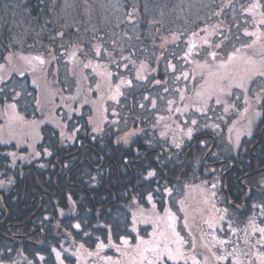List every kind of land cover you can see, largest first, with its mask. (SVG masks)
<instances>
[{
	"label": "trees",
	"instance_id": "obj_1",
	"mask_svg": "<svg viewBox=\"0 0 264 264\" xmlns=\"http://www.w3.org/2000/svg\"><path fill=\"white\" fill-rule=\"evenodd\" d=\"M257 44L264 0H0V65L51 57L59 94L44 102L34 90L26 107L17 99L27 124L0 138V264H74L79 252L97 263L117 257L124 239L136 240L134 219L152 200L162 208L200 181L216 193L206 212L183 209L194 231L210 234L204 215L223 213L232 224L225 228L242 232V252L252 241L264 250V63L249 74L246 100L193 94L204 88L200 65L217 59L207 70L221 79L229 53L250 55ZM71 48L81 50L82 79L71 74ZM139 63L158 66L153 78L171 83L169 94L149 85L100 94L103 76L135 86ZM14 97L0 94V105ZM250 218L261 225L255 235ZM236 247L232 240L230 252Z\"/></svg>",
	"mask_w": 264,
	"mask_h": 264
},
{
	"label": "rangeland",
	"instance_id": "obj_2",
	"mask_svg": "<svg viewBox=\"0 0 264 264\" xmlns=\"http://www.w3.org/2000/svg\"><path fill=\"white\" fill-rule=\"evenodd\" d=\"M104 6L106 9L105 4ZM198 41L203 42L204 40L198 39ZM193 43L195 44L196 41L194 40ZM71 50L72 51L69 52L72 63L70 67L71 74L75 79H82V64L78 62L80 49L71 48ZM194 52V49H192L189 51V54H193ZM255 54H264V44L255 45V49L252 50L250 55L247 52L237 56L229 53L224 62V67L221 68V79L209 75V71L207 70L208 68L211 70L212 64L215 65V68L219 67V64L216 63L217 59H211L210 66L200 65L198 69L200 70L201 78H203L201 81L204 82V88L203 92L195 90L193 94L212 96L229 95L230 98L231 94H241L239 96H243L244 100L248 99L246 96H249L250 93L248 92V86H246V84L249 82V74L253 67L260 69V66L263 67L264 63V56L256 57L258 59L257 61L251 59V56ZM30 57L31 55L27 57L19 55L18 58L9 57V59H7L9 61L0 65V94H14L15 96L12 101H6L3 105H0V138L2 139H6L8 134L11 133V131L13 132L14 128H23L24 125L27 124L24 113L21 112L18 107L19 105H17V99H20L19 102L22 103L23 107H26L28 101L25 99V95L35 94L34 90L37 91V94H40L44 102L54 103L55 96L59 95L54 94L55 90H58V85L53 77L56 75L54 74L51 76L53 63L56 64L55 61L51 57H41L37 59H32ZM140 64L141 63L136 65ZM89 67L91 70H95L94 66ZM158 69V66L152 69L145 65L138 66L136 69L138 71V76L136 77L137 83L135 86L133 81L128 78H122L120 82H117L118 85H115L103 76L101 85L99 86V89L102 90L100 94H104L103 91L107 90L109 94L106 95L109 97H117L120 94H124L125 90L128 88L134 89L142 86L144 87L145 85H149L150 87L156 86L159 88L158 91L167 92V94H169L171 83L165 80L163 81L164 83L161 84L159 80L153 78V72ZM173 70L177 71L175 68H173ZM180 71L185 78L191 76L187 67ZM22 75L24 77L27 75L31 78L29 82L24 83L25 85H22V83L26 81L24 77L18 78V76ZM23 79L25 81H23ZM206 79L207 81H205ZM168 84L169 89H167ZM81 86L82 83H79L77 86V89L80 88L78 92L82 91ZM232 88L236 91H231ZM263 92L264 90L257 95L259 102L264 96ZM37 98L38 97H36V103L38 104ZM229 100L232 101L231 99L227 101ZM239 106L237 102L234 108L232 104L229 107L227 106V108L232 111L235 108L238 109ZM259 106L253 109L257 110ZM248 108H251V105H248L245 110ZM243 121L244 119L241 123ZM181 129L185 132L186 137H191L193 135V130H184L183 127H181ZM189 133H191V135H189ZM209 187L207 181H200L196 187L187 188L182 198L177 197L171 202L163 204L162 208H160L159 203L151 199V209L147 212H139L134 219L132 234H135L136 240L134 242H130L128 239L122 241L123 248H125L123 254L121 253V255L117 257L107 258L106 260L103 259L97 263L92 256L84 255L79 252L74 254L76 256L74 264H168L167 262L171 264H224L225 261L231 264L234 259H237V254L240 258L237 259L238 261L234 260L236 264H264L263 244H256L255 241H252L250 243L251 249H249V244L245 243V248L251 251L250 253L248 251V254L242 252L239 249L243 247L242 232L234 230L233 228L231 229L232 224L227 223L226 219L223 218L222 212L220 215L214 214L213 212H210L209 215H204V218L206 217L208 219H206L207 222L205 220L206 226L212 231L210 234L202 232L201 230L196 233V231H194L196 228L190 226L192 220H185L183 212L185 207L188 208L194 205L193 207L201 209L204 212L208 210L210 204L209 200H211L210 195H212L211 191L214 194L216 193L214 189ZM216 207L219 208V205H216ZM159 208L162 209V211H159ZM177 209H179V211ZM180 209L182 211H180ZM190 214L194 215V212ZM188 218L190 217L188 216ZM195 218L199 219L201 217ZM225 224L231 226L226 229ZM248 224L251 225V232H255L256 229L254 227H261L254 218H250ZM255 234H257V232H255L254 235ZM261 237L264 239V236ZM232 240L239 244V247L234 249L235 254H233V252L231 253L228 248ZM224 252L230 255H224ZM168 253L171 254V258L167 255ZM199 254L200 256L202 255L201 258L198 256ZM57 260L59 263L63 261L62 258ZM199 260L201 263H199Z\"/></svg>",
	"mask_w": 264,
	"mask_h": 264
},
{
	"label": "snow or ice",
	"instance_id": "obj_3",
	"mask_svg": "<svg viewBox=\"0 0 264 264\" xmlns=\"http://www.w3.org/2000/svg\"><path fill=\"white\" fill-rule=\"evenodd\" d=\"M193 123H195V121H193ZM189 135H191V133H189ZM49 155H51V153H49ZM148 175L149 176H153V175H155V173L149 172ZM213 187H215V185H213ZM77 227H79V225H77ZM257 230L259 232H261V233H264V228H259ZM167 255L169 256V258H171V254L170 253H168Z\"/></svg>",
	"mask_w": 264,
	"mask_h": 264
},
{
	"label": "flooded vegetation",
	"instance_id": "obj_4",
	"mask_svg": "<svg viewBox=\"0 0 264 264\" xmlns=\"http://www.w3.org/2000/svg\"><path fill=\"white\" fill-rule=\"evenodd\" d=\"M200 258H201V256H200V254L198 255ZM168 264H171L170 262H167ZM199 263H201V261L199 260ZM173 264V263H172ZM174 264H179V263H174Z\"/></svg>",
	"mask_w": 264,
	"mask_h": 264
}]
</instances>
